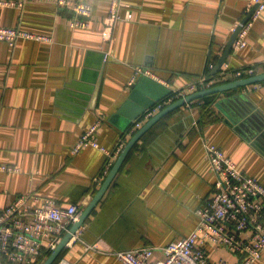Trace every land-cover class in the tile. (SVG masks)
Listing matches in <instances>:
<instances>
[{
    "label": "crops",
    "instance_id": "0c3cea01",
    "mask_svg": "<svg viewBox=\"0 0 264 264\" xmlns=\"http://www.w3.org/2000/svg\"><path fill=\"white\" fill-rule=\"evenodd\" d=\"M79 1L92 5L87 28L70 27L73 12L51 1L0 7V26L51 37L20 38L14 46L0 40V163L18 167L0 170V212L19 195L34 205L45 197L82 211L106 177L109 156L94 146L72 149L98 120L94 137L107 150L114 152L131 138V127L143 115L129 117L141 107L136 101L123 110L132 86L142 81L140 76L128 86L136 67L150 68L163 89H186L213 73L231 26L251 3L122 0L121 19L108 37L111 0ZM247 41L232 50L220 71L254 64L264 72V11ZM220 71L215 82L237 79L231 73L222 79ZM258 83L195 99L155 123L52 264H124L116 251L164 246L189 235L198 221L196 210L216 182L207 143L264 185V80ZM142 88V100L151 91L162 92L147 82ZM208 250L212 262L238 260L224 247ZM254 264H264V253Z\"/></svg>",
    "mask_w": 264,
    "mask_h": 264
},
{
    "label": "built area",
    "instance_id": "2783aa9c",
    "mask_svg": "<svg viewBox=\"0 0 264 264\" xmlns=\"http://www.w3.org/2000/svg\"><path fill=\"white\" fill-rule=\"evenodd\" d=\"M51 1L61 8L73 12L69 24L72 28H87L90 25L92 5L79 0H40ZM122 0H111L106 25L110 31L121 19ZM254 4L257 8L238 32L234 48L247 45V36L254 21L264 11V0H251L249 9ZM24 6V0H0V7ZM235 24L231 31L236 29ZM20 38L50 41L51 37L26 31L20 27L0 26V40L14 46ZM107 58L105 53L104 59ZM212 66V64H211ZM227 73L235 78H243L259 73L258 65H249L237 69H224L220 76ZM158 79L150 68L138 66L128 86L134 84L140 76ZM214 79L201 76L192 81L184 90L175 92L177 97L215 85ZM260 83L252 84L253 87ZM173 101L168 96L156 104L131 127L129 134H134L150 117ZM190 103V102H189ZM187 103V105H189ZM100 120L90 126L74 145L73 153L94 146L106 151L109 160L103 171L105 177L114 161L124 148L123 139L115 151L101 146L94 135ZM216 182L212 194L196 210L198 218L193 231L178 240L164 246L144 245L132 249L116 251L115 254L124 264H227L225 259L212 262L208 246L224 247L238 260L236 264H254L264 253V185L257 178L240 170L231 157L214 144H205ZM0 170L17 171L18 167L0 163ZM77 204L66 207L58 206L51 198H41L37 205L28 202L27 195H19L10 205L0 212V264H42L54 250L63 236L69 231L80 214ZM67 264V263H66Z\"/></svg>",
    "mask_w": 264,
    "mask_h": 264
},
{
    "label": "water",
    "instance_id": "95a60500",
    "mask_svg": "<svg viewBox=\"0 0 264 264\" xmlns=\"http://www.w3.org/2000/svg\"><path fill=\"white\" fill-rule=\"evenodd\" d=\"M257 8V4H254L251 9L247 10L245 15L242 17V19L236 23V29L232 31L231 36L226 44V48L222 55L220 56L219 61L217 62L216 67L214 68V71L212 74H216L218 71L221 70V67L226 62L229 54L234 49V43L236 40V37L238 35V32L243 27V25L246 23V21L252 16L254 11ZM235 25V23L231 26V28ZM230 28V29H231ZM105 57V54H104ZM142 81L135 86H132V91L129 95V99L126 101L123 110L128 108L129 105H132V101H136L138 103H141V107L135 110L134 113L129 114V117L131 119H136L142 114L144 115L147 110L154 107L156 104H158L160 101H162V98L166 95H170L172 92L170 89H163L161 85L152 77L143 75ZM264 80V72L257 73L252 76L243 77L239 79H235L232 81H228L225 83H220L205 89H200L197 91H193L188 93L185 97H181L175 101H172L162 109H160L157 113H155L152 117H150L132 136L131 138L126 142L124 148L114 161L110 171L106 175L104 181L100 185L99 189L97 190L96 194L94 195L93 199L88 203V205L85 206V208L80 212L77 219L71 224L69 231L63 236L62 240L57 244V246L54 248V250L47 256V258L42 262V264H52L63 248L67 245V243L70 241V239L74 236V234L77 233L79 228L84 224V222L87 220L91 212L95 209V207L98 205L99 201L104 196L105 192L107 191L108 187L110 186L112 180L114 179L116 173L120 169L122 163L126 159L128 153L134 146V144L155 124L157 123L162 117L167 115L168 113L174 111L175 109L180 108L183 105H186L187 103L198 99L203 98L205 96L211 95V94H217L223 91H227L230 89L238 90L239 88L243 86H248L251 84H255L258 82H261ZM143 82L149 83L153 88L161 89L162 92H155L151 91L150 98L141 99L139 91L143 90L142 84ZM245 113V111H243ZM142 115V116H143Z\"/></svg>",
    "mask_w": 264,
    "mask_h": 264
},
{
    "label": "trees",
    "instance_id": "16d2710c",
    "mask_svg": "<svg viewBox=\"0 0 264 264\" xmlns=\"http://www.w3.org/2000/svg\"><path fill=\"white\" fill-rule=\"evenodd\" d=\"M221 72V71H220ZM207 77H208V79H211V80H213L214 79V77H215V74H212V73H208L207 75H206ZM228 81H230V79H228L227 81L226 80H223L222 82L221 81H216V83H215V85H217V84H220V83H225V82H228ZM214 86V85H213ZM168 96H173V101H175V100H177V99H179L180 97H177V96H175V93H171L170 95H168ZM208 96H210V95H208ZM208 96H205V97H208ZM133 135V134H132ZM58 258V257H57ZM56 261V260H55ZM54 261V262H55ZM53 262V263H54Z\"/></svg>",
    "mask_w": 264,
    "mask_h": 264
}]
</instances>
